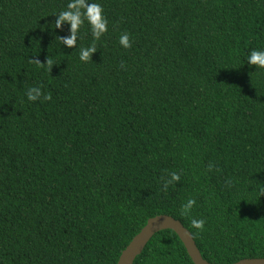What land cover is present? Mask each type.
Listing matches in <instances>:
<instances>
[{
	"label": "trees",
	"instance_id": "16d2710c",
	"mask_svg": "<svg viewBox=\"0 0 264 264\" xmlns=\"http://www.w3.org/2000/svg\"><path fill=\"white\" fill-rule=\"evenodd\" d=\"M92 2L108 31L82 62L87 22L73 48L52 27L68 0H0V264H117L160 215L210 264L264 258V69L247 64L264 0ZM36 86L51 99L29 102ZM133 264L193 263L163 230Z\"/></svg>",
	"mask_w": 264,
	"mask_h": 264
},
{
	"label": "clouds",
	"instance_id": "9594fccd",
	"mask_svg": "<svg viewBox=\"0 0 264 264\" xmlns=\"http://www.w3.org/2000/svg\"><path fill=\"white\" fill-rule=\"evenodd\" d=\"M54 15L56 19L54 24H52L53 28L60 29L63 24L69 26V35L67 37L57 38L61 45L67 48H73L76 46L78 32L81 26L87 22L93 37V43L87 47L80 48L79 59L82 62L90 61L91 53L97 50L95 41L108 31V20L104 16V10L101 4L92 2V0H68L66 8ZM118 42L124 49H128L132 46L129 34L126 32L120 35ZM47 63L51 65L52 62L49 60ZM247 64L264 69V49L251 50L250 54L247 55ZM37 65L40 66L42 64L37 62ZM42 95L44 100L51 99L50 95L42 94L39 86L29 87L25 92V96L29 102L37 101ZM208 167L209 170H211L212 165L210 164ZM180 179L181 177L178 173L171 172L169 178L164 181V188L166 189L170 184L179 182ZM195 204V199L189 198L187 202L182 205L180 214L189 215ZM190 224L192 228L202 231L205 221L204 219L192 218Z\"/></svg>",
	"mask_w": 264,
	"mask_h": 264
},
{
	"label": "water",
	"instance_id": "95a60500",
	"mask_svg": "<svg viewBox=\"0 0 264 264\" xmlns=\"http://www.w3.org/2000/svg\"><path fill=\"white\" fill-rule=\"evenodd\" d=\"M163 230H171L178 236L193 264H210L202 258L190 232L178 220L167 215L149 219L122 251L117 264H133L135 258L141 254L152 237ZM234 264H264V258L243 259Z\"/></svg>",
	"mask_w": 264,
	"mask_h": 264
}]
</instances>
